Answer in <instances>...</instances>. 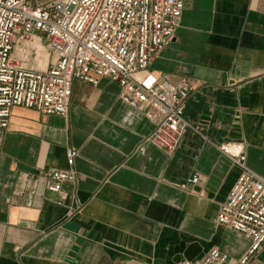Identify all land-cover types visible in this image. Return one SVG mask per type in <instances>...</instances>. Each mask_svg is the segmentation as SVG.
Wrapping results in <instances>:
<instances>
[{"label":"crops","instance_id":"0c3cea01","mask_svg":"<svg viewBox=\"0 0 264 264\" xmlns=\"http://www.w3.org/2000/svg\"><path fill=\"white\" fill-rule=\"evenodd\" d=\"M147 74L192 85L184 117L202 135L188 130L172 154L108 78L75 80L66 117L13 109L0 128V264H177L193 242L197 258L244 255L249 239L217 223L242 172L222 147L241 144L264 177V0H184L174 38L137 77ZM69 148L77 181L52 192L49 171L67 167Z\"/></svg>","mask_w":264,"mask_h":264},{"label":"built area","instance_id":"2783aa9c","mask_svg":"<svg viewBox=\"0 0 264 264\" xmlns=\"http://www.w3.org/2000/svg\"><path fill=\"white\" fill-rule=\"evenodd\" d=\"M183 8L184 0H0V128L8 127L18 106L66 117L75 80L97 86L108 78L121 87L123 101L155 124L147 140L157 148L172 154L188 130L202 135L184 117L192 90L188 79L137 77L172 41ZM36 37L47 42L44 70L16 53L20 43ZM222 149L242 172L218 210L217 223L243 234L250 246L235 262L213 247L201 258L177 264H250L264 250V177L247 165L241 144ZM78 156L69 148L67 167L50 169V191L62 193L65 183H76Z\"/></svg>","mask_w":264,"mask_h":264},{"label":"rangeland","instance_id":"374dc122","mask_svg":"<svg viewBox=\"0 0 264 264\" xmlns=\"http://www.w3.org/2000/svg\"><path fill=\"white\" fill-rule=\"evenodd\" d=\"M43 41V40H42ZM44 46H42L43 49L39 50L36 53V60L35 63L37 64H42V63H47V52L48 51V47H47V42L44 40L43 41ZM32 43H20L19 46L16 49V53L22 58L24 59V61H26V63L30 66H34V54L31 53H35L37 51L36 48H33Z\"/></svg>","mask_w":264,"mask_h":264},{"label":"water","instance_id":"95a60500","mask_svg":"<svg viewBox=\"0 0 264 264\" xmlns=\"http://www.w3.org/2000/svg\"><path fill=\"white\" fill-rule=\"evenodd\" d=\"M202 251L203 249L200 244L198 242H193L177 257V261L180 262L182 259L194 260L202 253Z\"/></svg>","mask_w":264,"mask_h":264},{"label":"bare ground","instance_id":"6f19581e","mask_svg":"<svg viewBox=\"0 0 264 264\" xmlns=\"http://www.w3.org/2000/svg\"><path fill=\"white\" fill-rule=\"evenodd\" d=\"M32 46H33V48H36V49H37L36 53H37L39 50L42 49V48H40V47H36V43H35V42L32 43ZM33 48H31V49H33ZM48 58H49V53H48ZM48 58H47V62H48ZM45 69H46V68H45ZM40 70H44V69H40Z\"/></svg>","mask_w":264,"mask_h":264}]
</instances>
